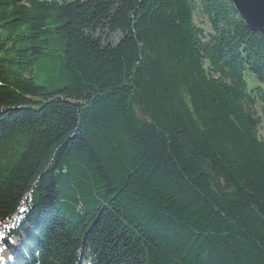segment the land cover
<instances>
[{
	"label": "trees",
	"instance_id": "16d2710c",
	"mask_svg": "<svg viewBox=\"0 0 264 264\" xmlns=\"http://www.w3.org/2000/svg\"><path fill=\"white\" fill-rule=\"evenodd\" d=\"M261 126L230 0H0L11 263L264 264Z\"/></svg>",
	"mask_w": 264,
	"mask_h": 264
},
{
	"label": "water",
	"instance_id": "95a60500",
	"mask_svg": "<svg viewBox=\"0 0 264 264\" xmlns=\"http://www.w3.org/2000/svg\"><path fill=\"white\" fill-rule=\"evenodd\" d=\"M244 25L264 36V0H230Z\"/></svg>",
	"mask_w": 264,
	"mask_h": 264
},
{
	"label": "snow or ice",
	"instance_id": "6c2138e0",
	"mask_svg": "<svg viewBox=\"0 0 264 264\" xmlns=\"http://www.w3.org/2000/svg\"><path fill=\"white\" fill-rule=\"evenodd\" d=\"M21 210L23 211L24 209ZM8 228L9 226L5 224V229ZM11 235V231H0V264H5L6 259H10V257L6 258L2 253L6 250Z\"/></svg>",
	"mask_w": 264,
	"mask_h": 264
},
{
	"label": "rangeland",
	"instance_id": "374dc122",
	"mask_svg": "<svg viewBox=\"0 0 264 264\" xmlns=\"http://www.w3.org/2000/svg\"><path fill=\"white\" fill-rule=\"evenodd\" d=\"M201 20H202V19H201ZM201 20H200V21H201ZM260 134H261L262 136H264V126H263V127L261 126V128H260Z\"/></svg>",
	"mask_w": 264,
	"mask_h": 264
},
{
	"label": "bare ground",
	"instance_id": "6f19581e",
	"mask_svg": "<svg viewBox=\"0 0 264 264\" xmlns=\"http://www.w3.org/2000/svg\"><path fill=\"white\" fill-rule=\"evenodd\" d=\"M263 37H264V36H263ZM5 263H6V264H9V263H10V262H9V259H6Z\"/></svg>",
	"mask_w": 264,
	"mask_h": 264
}]
</instances>
